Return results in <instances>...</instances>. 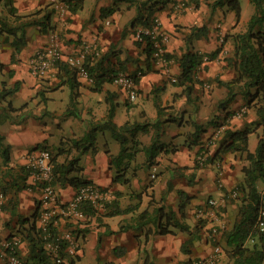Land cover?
Returning a JSON list of instances; mask_svg holds the SVG:
<instances>
[{"label": "crops", "instance_id": "crops-1", "mask_svg": "<svg viewBox=\"0 0 264 264\" xmlns=\"http://www.w3.org/2000/svg\"><path fill=\"white\" fill-rule=\"evenodd\" d=\"M53 1L0 0V19L5 25L3 34L0 29V100L4 103L0 105L3 161L0 224L5 226L1 229L9 223L14 226L15 219L13 232L27 228V224H22L23 219L31 218L36 211L37 226H42L40 219L46 208L40 202L42 192L33 175L27 176L22 169L28 170V154L32 151L48 149L57 153L62 148L66 152L58 157V163L74 160L75 167L82 169L81 173L73 172L71 176L78 175L111 191L114 200L109 206L116 203L119 209H130L126 214L115 216H106L104 208L96 216L61 218V229L73 230L75 236L83 235V251L81 254L77 251L80 260L76 264H183L210 255L214 248L204 235L209 228L238 215L240 202L234 200L232 192L242 190L246 182L242 168L248 165L245 155L239 152L220 153L222 138L216 140L215 133L223 123L225 130L252 127L253 133L248 138L251 153L256 152L259 139L264 136V123L260 127L252 126L259 118L255 102L249 103L243 82L231 84L232 92L220 84L233 83L238 77L225 59L234 49L233 36L246 31L254 6L250 0H240L239 23L227 7L218 8L209 23L208 11H213L206 2L199 8H186L184 2L188 0H171L166 4L164 0H83L75 11L69 8L68 15L62 19L56 14ZM146 2L149 5L142 7ZM181 4H184L183 10L179 9ZM140 9L144 17L154 11L161 29L169 36L163 59L148 60L145 44H136L133 22ZM220 20L221 29L216 32L215 26ZM52 32L59 34L65 55L78 53L83 42L92 45L86 65L94 73L137 74V99L131 103L127 93L115 82H107L100 91H93L95 79L90 74L89 78L78 76L79 97L72 106L70 77L58 66L43 78L34 77L29 61L46 47ZM226 34L232 37L227 39L224 51L216 60L205 62L207 68L197 73L191 90L173 82L181 74L179 60L185 53L210 54L221 45L220 35ZM111 105H115L113 123L118 127L127 123L149 125L146 132H136L133 139L126 133L130 153L136 148L140 152L131 161L125 156L120 166L115 160L120 144L112 138L106 124ZM158 107L163 109L161 114ZM92 133L96 150L81 153L74 144L81 141L86 147ZM156 135L157 144L163 145L156 158L157 180L145 164L144 152ZM204 150L212 160L202 166L197 160ZM24 185L28 188H22ZM54 187L60 206L69 203L76 192L70 186ZM179 193L183 195L179 197ZM209 199L218 202L225 220L212 222L209 218L208 224L201 225L196 212ZM178 206L184 207L183 221L190 232L196 226L201 228L198 235L178 232L172 226L171 234L157 232V216L160 214L159 221H164ZM131 231H140V234L132 236ZM144 236L148 239L145 244ZM161 236L167 241L157 254L153 240ZM170 236L173 241L168 242ZM135 238L137 242L132 244ZM190 238L193 241L189 242L188 252L196 250V254L185 259L178 257L180 248ZM125 242L131 243V247L127 248ZM26 245L21 256L28 255ZM117 247H125L126 253L116 257ZM225 257L222 253V259Z\"/></svg>", "mask_w": 264, "mask_h": 264}, {"label": "trees", "instance_id": "trees-1", "mask_svg": "<svg viewBox=\"0 0 264 264\" xmlns=\"http://www.w3.org/2000/svg\"><path fill=\"white\" fill-rule=\"evenodd\" d=\"M64 1L69 4L70 11L72 12L75 11L83 2V0H77L76 2H74V0ZM170 1L171 0H164V4ZM203 2L208 3L209 8L213 12L218 8L222 9L227 7L228 11L234 13L235 21L237 23L240 22L242 17V6L240 0H189L185 6L192 5L195 8H199ZM250 2L254 6V14L248 22L246 31L233 36L234 49L231 56H228L225 59L228 61V65L233 67L236 73H238V77L233 81V83L220 84L225 87H229L230 92H232L233 87L231 84L243 82L245 94L249 98V103L255 102V107L259 118L257 122L252 123V126L260 127L264 123V0H250ZM148 5V2L142 3V7ZM155 21L156 17L154 11H151L147 17H144L142 16L140 9L136 20L133 22V29L134 31L136 29L135 22H138L143 28L151 29L155 25ZM0 29L3 34L5 32V25L1 19ZM227 39H224L221 45L210 54L202 55L192 51L185 53L179 60L181 74L177 79V84L186 87V90H191L197 80V73L200 70L207 68L205 62L214 61L221 55V53L224 51ZM144 40L146 41L145 51L147 53V58L148 60H153L155 54V42L151 37L145 35ZM136 44L142 46V44L138 41H136ZM57 66L61 71L70 77V86L72 89L71 101L73 106L79 97V92L76 89L80 86L77 80V72L65 63H60L56 65V67ZM87 66L89 73L95 79V85L92 87V90L95 92L100 91L105 83L114 82L117 77L116 73H94V71L89 68L88 64ZM132 77L135 79L136 83H138L139 76L136 74ZM161 110L163 109L158 107L160 114ZM114 116L115 105H111L106 124L114 139H116L120 144V153L115 159L116 164L120 166V164L124 161L125 156H127L129 161H131L134 160L138 151L140 152V150L136 148L135 152L130 153V149L127 147L129 139L126 137V133L131 132L133 139L136 132H146L149 125L141 126L130 125L127 123L122 127H118L113 123ZM222 126H224V123L221 124L218 129ZM251 133H253L252 127H245L237 131L228 129L224 131V136L221 137L222 139L220 138V153L226 154L239 152L240 154L245 155L244 158L246 161H248V165L242 168L246 182L242 186V190H239V197L243 196V200L238 211V219L230 230L222 231V239L226 245L224 253L228 260L227 264H264V231L260 232L255 228L258 214L261 209H264V191L261 192L258 189L259 181L264 182V136L259 139L256 152L251 153L248 148V138ZM87 141H89V144H87L86 147L81 141L76 142L74 145L78 150H82L81 153H86L89 151L94 152L96 150L94 136L90 135ZM156 141L157 135L154 137L152 145L150 147L144 148V152L147 157L145 164L148 169H152L154 166H156V158L163 148V145L159 146ZM65 152L66 151L62 148H59L57 153L52 152V161L54 163L53 185L60 188L70 186L77 190L83 185L93 184L90 181L78 177V175L71 176L73 172L77 174L82 172L81 168L75 167L77 161L71 160L66 161L65 163H58V157L63 155ZM208 160L211 161L212 159L207 157V161ZM22 171H25L27 176L30 175V171L27 169L23 168ZM22 188L27 189L28 187L24 185ZM3 192L6 193L7 191H5L3 188ZM182 195L183 193H179V197ZM105 208L106 216L126 214L130 211V209H119L116 207V203L110 206L108 205ZM79 209L87 216H96L99 212L87 203L83 204ZM180 214L181 218H183L184 207L182 206H180ZM168 217L166 224L167 227L165 226L164 222L161 221V235L171 234L172 231L169 230L170 226L184 232H189L190 236H195L200 233L201 228L199 226H196L194 230L190 232L189 227L186 224H183L180 219H177L176 213L174 211H170ZM209 218L210 217H207L206 219ZM37 219V211L31 218L23 219L22 224L28 225L27 228H24L25 231H23V235L26 242L28 243L29 252L28 255L23 259L20 253H18V255L23 261V264H56L54 257L47 251L46 244L50 242H56L59 231L53 228L51 225V227L47 228V233H45L42 228L37 226ZM57 219H59V216L54 218V220ZM202 220L203 219L199 220V224L201 225L204 224L201 222ZM212 222H214V220ZM251 240L255 243L252 245V247H249L247 246V242ZM192 241L193 239L190 238L184 244V247L188 246ZM67 246V242H61L60 244V254L66 259V263L64 264H76L80 260V257H70L66 252ZM125 253V247H117L114 249V254L116 257H121Z\"/></svg>", "mask_w": 264, "mask_h": 264}, {"label": "built area", "instance_id": "built-area-1", "mask_svg": "<svg viewBox=\"0 0 264 264\" xmlns=\"http://www.w3.org/2000/svg\"><path fill=\"white\" fill-rule=\"evenodd\" d=\"M53 4L58 17L64 19L69 13V4L59 0H54ZM184 8V4L179 7L181 10ZM144 35L151 37L155 42L154 57L161 59L165 58V46L169 41V36L161 29L158 19H156L155 25L151 29L142 27V29L135 31V41L145 44ZM91 52L92 45L83 42L78 53L65 55L62 50V42L59 34L52 32L46 47L38 51L30 59L29 70L34 77L43 78L51 69L55 68L56 65L65 63L77 72V76L89 78L90 73L86 65V60ZM114 82L127 93L130 101L134 102L137 99L138 87L135 79L131 75L127 73L118 74ZM173 82H177V80L174 79ZM224 131L225 129L220 127L216 131L214 138L216 140L220 139ZM207 157V152L205 150L202 151L198 157V163L202 166L205 165ZM52 158V152L48 149L34 150L28 154L27 168L30 174L33 175L37 188L42 192V206L46 207L42 211V218L40 219L42 226L39 228H42L44 232L47 233V228L52 225L53 228L59 231L56 242L46 244V249L54 257L56 264H64L66 263V259L60 254L61 242H67L68 246L66 252L70 257L76 256L79 250V242L73 230L61 229V218L66 220V218H71L72 216L83 217L85 214L79 208L85 203L98 211L104 209L114 200V194L96 184L83 185L76 190L73 199L69 203L61 204L60 206L58 193L53 185L54 163ZM152 170V178L156 179L157 167L154 166ZM232 196L236 198L238 196L237 191L232 192ZM56 208L59 209V211ZM219 208L220 205L218 202L214 199H210L205 207L196 212L197 218L204 219L210 217L214 220L216 219L217 213H219ZM56 216H59V219L54 220ZM255 228L260 232L264 231V209H261L258 214ZM22 246V240L16 236L7 239L3 243V249L8 258V264H23V261L18 255ZM221 258V249L220 247H216L214 252L206 259L190 261L187 264H217L221 261Z\"/></svg>", "mask_w": 264, "mask_h": 264}, {"label": "rangeland", "instance_id": "rangeland-1", "mask_svg": "<svg viewBox=\"0 0 264 264\" xmlns=\"http://www.w3.org/2000/svg\"><path fill=\"white\" fill-rule=\"evenodd\" d=\"M189 1V0H188ZM211 1H214V0H211ZM184 4H186L187 5V2H184ZM182 5V4H181ZM189 6H192V5H189ZM189 6H185L186 8H188ZM194 7V6H193ZM207 8V7H206ZM181 10V9H180ZM184 12V11H183ZM208 14H210L211 16L208 18V22L209 23H211L212 22V19H213V16H214V12H211L210 13V11H208ZM220 24H222V20H220V21H218L217 22V24H216V26H215V31L217 32V31H220V29H221V27H219L220 26ZM205 28H207L206 26H204ZM138 29H142V26H136V29H135V31H137ZM135 31H133L134 33H135ZM220 37H221V41H220V43H222L223 41H224V39H227V38H231V35H228V34H226V35H220ZM0 105H2V104H4L3 103V100L1 101L0 100ZM131 103H133V102H131ZM107 122V121H106ZM104 131H102V133H103ZM127 134H129L130 136H128V137H131L132 138V133L131 132H129V133H127ZM94 134L92 133L91 134V136H93ZM112 138H114L113 136H112ZM113 142V141H112ZM3 161H2V158L0 157V179H1V176L3 175V170L1 169L2 168V166H3ZM152 170V169H151ZM153 171V170H152ZM158 173H159V170L157 169V174H156V176L158 175ZM145 174H148V170H145ZM157 180V179H156ZM258 185H259V188H260V191L261 192H263L264 191V182H260L259 181V183H258ZM258 188V189H259ZM210 200V199H209ZM208 200V201H209ZM234 200L236 201H239L240 202V206H241V203H242V200H243V196H240L239 197V193H238V196L236 197V198H234ZM208 201H207V203H208ZM40 202H41V200H40ZM206 203V204H207ZM240 206H239V208H238V210L237 211H239V209H240ZM201 208H203L202 206L201 207H199V209H201ZM198 209V210H199ZM221 209V208H220ZM175 213H176V216H177V219H180L181 220V222L183 223V224H186L184 221H183V219H184V217L183 218H181V214H180V207L178 206L177 208H176V211H174ZM219 213H217V216H216V219H220V220H225L224 219V216H222L221 215V213H220V211H218ZM169 215V214H168ZM160 218H161V216H160V214L157 216V223H156V228H157V232H159V234H160V224H161V222L159 221L160 220ZM205 220H202L201 222L202 223H204L205 224V222H207L206 224H208V219H206V218H204ZM216 219H214V220H216ZM237 219H238V215L235 217V218H229V221H228V218H227V221H225V222H223L222 221V224L220 225V226H213L212 228H209L208 230H207V232H206V236L204 235V238L207 240V241H209V244H210V246L212 247V248H214L213 249V251H212V253L214 252V250H215V248L216 247H220V249H221V252L222 253H224L225 252V249H226V245H225V243H224V241H223V239H222V231L223 230H230L231 228H232V226H233V224L237 221ZM16 220L17 219H15V223H14V226H13V224L12 223H9L8 225H6L7 226V228H4V229H1V227L2 226H4V225H1L0 224V264H8V258H7V256H6V253H5V251H4V249H3V243L7 240V239H10V238H12V237H19L21 240H22V242H23V245L25 244V243H27L26 242V240H25V238H24V235H23V231H25L24 230V228L22 229V228H20L19 230H17V231H15V232H13V230H14V227L16 226ZM198 220H200V219H198ZM210 220H212L213 221V219H210ZM167 221H168V219H167V217H166V219L163 221L164 222V224H165V226H166V224H167ZM205 224V225H206ZM5 227V226H4ZM13 227V228H12ZM167 227V226H166ZM9 228V229H8ZM10 228H11V230H10ZM174 228V227H173ZM6 229H8L9 231L7 232V231H5ZM175 229V228H174ZM3 232H5V233H3ZM10 232V233H9ZM178 232H183L182 230H178ZM138 235V234H140V231H131V235L133 236V235ZM161 235V234H160ZM150 236V235H149ZM76 238L78 239V242H79V245H81V248L79 249V253L81 254L82 253V251H83V245H84V241H83V235L81 234V233H79V234H77V236H76ZM135 240H136V238L135 239H133V241H132V244H133V242H135ZM166 238L165 237H160V238H157V237H154V240H153V242H154V247H155V252L158 254V252H159V247L161 246V245H163L164 243H166ZM171 241H173V238L170 236V238H169V241L168 242H171ZM136 242H137V240H136ZM143 242H144V244L146 243V242H148V239H147V237L146 236H144V238H143ZM182 242H183V239H182ZM255 242L254 241H249V242H247V246H249V247H252V245L254 244ZM125 244H127L126 246H127V248H129V247H131V243H126L125 242ZM26 247H28V243H27V245H26ZM23 249V246H22V248L19 250V253H20V255H21V250ZM150 250V249H149ZM190 250V244L188 245V246H186V247H184V246H182L181 248H180V251L177 253V256L178 257H182L183 259H185V258H188V256H194V254H196V250H194L192 253H189L188 251ZM151 251V250H150ZM155 252H153V253H155ZM211 253V254H212ZM210 254V255H211ZM210 255H208V256H206L205 258H198V259H206L207 257H209ZM226 256V255H225ZM26 256H22V259L23 258H25ZM198 259H196V260H198ZM190 262V261H189ZM227 262H228V260H227V258L225 257L224 259H222L221 258V261L220 262H218L217 264H227ZM188 262H183V264H187ZM86 264V263H85Z\"/></svg>", "mask_w": 264, "mask_h": 264}]
</instances>
